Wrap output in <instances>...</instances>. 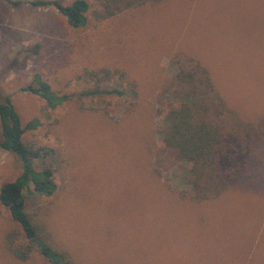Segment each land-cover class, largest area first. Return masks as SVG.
I'll use <instances>...</instances> for the list:
<instances>
[{
    "label": "rangeland",
    "instance_id": "1",
    "mask_svg": "<svg viewBox=\"0 0 264 264\" xmlns=\"http://www.w3.org/2000/svg\"><path fill=\"white\" fill-rule=\"evenodd\" d=\"M85 1L87 23L73 28L54 8L0 0V100L10 97L22 125L37 120L23 139L52 151L34 166L50 169L56 184L52 196L25 189V211L72 264H264V0ZM174 57L206 68L237 115L223 123L244 144L245 168L209 201L181 198L191 192L188 166L158 135ZM102 71L112 79L101 85L122 97L78 98ZM35 74L70 99L50 108L22 91ZM21 171L0 151V187ZM15 230L0 205V264H19L3 247Z\"/></svg>",
    "mask_w": 264,
    "mask_h": 264
},
{
    "label": "trees",
    "instance_id": "2",
    "mask_svg": "<svg viewBox=\"0 0 264 264\" xmlns=\"http://www.w3.org/2000/svg\"><path fill=\"white\" fill-rule=\"evenodd\" d=\"M6 1L11 7L22 3L32 8H54L73 28L84 27L87 23L85 14L89 6L85 0H74L67 6L56 0ZM171 64L176 71L165 90L168 94L165 109L158 111V115H162L158 135L162 146L173 151L175 161L188 166L187 183L191 192L182 194L181 198L190 197L197 203L216 199L237 181L245 168L244 144L235 139L236 130L223 123L226 116L235 114L215 90L206 68L197 60L174 57ZM91 77L96 78L95 88L83 92L78 98L100 94L122 97V91L101 85L112 79L109 72L102 71V76L91 74ZM125 84L130 95L135 96L136 85L131 81ZM22 91L40 97L50 108L70 99L69 96L56 95L39 74H35ZM37 126V120L22 125L10 97L1 98L0 151L13 154L22 167L21 174L13 182L0 187V205L19 228L6 233L3 247L8 257L19 264L33 256H37L41 264H72L67 253L52 246L51 232L43 220L25 211V189L32 186L33 191L42 196H52L56 190L52 171H38L34 166L37 159L50 156L52 151L36 148L23 139L27 131L35 130ZM258 130L264 134V118L259 122Z\"/></svg>",
    "mask_w": 264,
    "mask_h": 264
}]
</instances>
